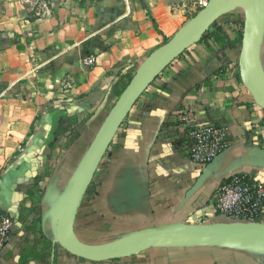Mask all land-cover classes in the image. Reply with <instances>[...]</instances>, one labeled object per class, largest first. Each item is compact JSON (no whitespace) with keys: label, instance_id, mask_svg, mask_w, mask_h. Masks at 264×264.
<instances>
[{"label":"crops","instance_id":"0c3cea01","mask_svg":"<svg viewBox=\"0 0 264 264\" xmlns=\"http://www.w3.org/2000/svg\"><path fill=\"white\" fill-rule=\"evenodd\" d=\"M258 4L252 70L264 93ZM199 12L192 0H0V210L13 221L0 264H264V235L174 238L105 261L59 242L65 197L93 137L144 59L194 34ZM243 25L236 6L140 89L79 196L78 246L112 250L176 225L218 228L228 220L210 201L217 186L237 171L264 182V109L238 69ZM179 108L185 126L163 127ZM197 124L229 128L230 145L203 167L184 150Z\"/></svg>","mask_w":264,"mask_h":264},{"label":"water","instance_id":"95a60500","mask_svg":"<svg viewBox=\"0 0 264 264\" xmlns=\"http://www.w3.org/2000/svg\"><path fill=\"white\" fill-rule=\"evenodd\" d=\"M236 6H240L244 13L241 51L238 60L239 76L243 85L251 94L254 102L264 109V93L257 87L252 70L253 48L258 34L261 14L258 0H210L207 7L201 9L194 20V25L196 27V32L194 34L182 40L167 42L151 52L144 59L126 86L118 106L107 116L93 137L87 153L66 194L59 220V242L66 252L85 260L105 261L124 258L174 238L221 240L264 235V223L261 222L246 224L228 221L215 229H201L185 225H176L154 232L137 242L112 250H87L78 246L74 242L71 234L72 217L79 196L88 178L99 162L107 142L136 101L140 89L162 63L165 64L171 61L190 44L198 41L212 22L218 17L232 12ZM154 60H158L159 64L151 73L148 80L141 84L143 73Z\"/></svg>","mask_w":264,"mask_h":264},{"label":"built area","instance_id":"2783aa9c","mask_svg":"<svg viewBox=\"0 0 264 264\" xmlns=\"http://www.w3.org/2000/svg\"><path fill=\"white\" fill-rule=\"evenodd\" d=\"M30 1L44 4V0ZM209 1L192 0V4L201 10ZM83 61L87 65L94 63L92 57ZM228 130L227 125H192L186 133L184 150L197 166H206L230 145ZM210 201L215 211L229 222L259 223L264 208V182L251 173L234 172L217 186ZM12 232V219L0 210V252L10 241Z\"/></svg>","mask_w":264,"mask_h":264},{"label":"trees","instance_id":"16d2710c","mask_svg":"<svg viewBox=\"0 0 264 264\" xmlns=\"http://www.w3.org/2000/svg\"><path fill=\"white\" fill-rule=\"evenodd\" d=\"M165 43H166V41H165ZM165 43H164V44H165ZM181 109H182V108H179L175 113H173V114H169L168 118H169V119H174V121H173V122L169 121V122L164 123L163 127H165V128H170L171 126H176V125H180V124H183V125H184V123H185L184 120H183V119H179V115H182ZM184 126H185V125H184ZM190 127H191V126L188 125L187 128H186V130H188ZM185 138H186V137H185ZM185 138H184V140H185ZM110 140H111V138H110L109 141L107 142L106 147L109 145ZM184 140H183V141H184ZM181 142H182V141H180V143H181Z\"/></svg>","mask_w":264,"mask_h":264},{"label":"bare ground","instance_id":"6f19581e","mask_svg":"<svg viewBox=\"0 0 264 264\" xmlns=\"http://www.w3.org/2000/svg\"><path fill=\"white\" fill-rule=\"evenodd\" d=\"M159 64L158 60H154L145 70V72L142 75V80H141V84H143L144 82H146V80H148V78L150 77L151 73L156 69L157 65Z\"/></svg>","mask_w":264,"mask_h":264}]
</instances>
